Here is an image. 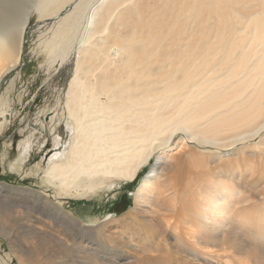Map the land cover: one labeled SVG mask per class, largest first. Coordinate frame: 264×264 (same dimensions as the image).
Here are the masks:
<instances>
[{
	"label": "bare ground",
	"instance_id": "bare-ground-1",
	"mask_svg": "<svg viewBox=\"0 0 264 264\" xmlns=\"http://www.w3.org/2000/svg\"><path fill=\"white\" fill-rule=\"evenodd\" d=\"M33 17L41 66L50 80L69 75L12 170L52 140L36 179L86 200L149 167L134 204L105 224L86 226L54 198L51 219L78 224L70 247L56 242L72 264H264V0H0V78L22 62ZM15 85L0 97V136ZM13 189L44 213L49 193L0 184Z\"/></svg>",
	"mask_w": 264,
	"mask_h": 264
},
{
	"label": "rangeland",
	"instance_id": "rangeland-1",
	"mask_svg": "<svg viewBox=\"0 0 264 264\" xmlns=\"http://www.w3.org/2000/svg\"><path fill=\"white\" fill-rule=\"evenodd\" d=\"M36 23V18L33 17L26 31L22 62L10 74L0 78V97L12 79L15 78L16 81L15 89L10 96L13 123L0 136V184L19 189L30 187L37 190L36 192L45 191L53 197H47L43 204L44 213H40L37 211L40 206L39 201H34L36 198L27 199L22 196L20 190L13 189L10 192L0 190V256L11 254L10 264H19V259L16 255V257L13 256L11 248L17 250L19 246H22L26 252L38 254L43 262L48 259L46 262L49 264H72L73 256L63 249L65 246L60 248L56 242H62L70 247L72 235L77 231L75 227L78 224L74 225L71 221L61 217L51 219L57 207L54 198L60 202V207L70 212L74 218L86 226L92 225L96 218H100L102 224H105L112 216L124 214L134 204V192L149 171V167L142 171L134 183L118 181L107 194H105L106 191L100 196L86 200H73V196H62L61 194L59 197V192L53 186L36 179L35 176L39 172L38 167L42 166L53 154L52 140L42 147L35 143L36 148L33 147L30 151L24 169L20 172L12 170L10 164L24 151L29 132L36 125L35 120L39 110L44 111L46 106L56 104L57 99L55 98H58L69 75L68 67H63L58 72L59 74L57 73L55 78L50 80L46 69L41 66L44 61L43 56L41 58L33 51L37 39ZM31 169L34 173H27ZM7 205L16 206V208L13 211L10 207V209L7 208ZM4 209L9 217L7 221L1 218V211ZM19 222L25 223V228L17 234L19 228L16 225ZM114 230H117L120 237H123L126 235L127 228L122 229L117 226ZM13 234L16 235L15 246L10 243L12 238L10 236ZM85 241H88L87 236H85ZM138 252L142 253V249L140 248Z\"/></svg>",
	"mask_w": 264,
	"mask_h": 264
},
{
	"label": "snow or ice",
	"instance_id": "snow-or-ice-1",
	"mask_svg": "<svg viewBox=\"0 0 264 264\" xmlns=\"http://www.w3.org/2000/svg\"><path fill=\"white\" fill-rule=\"evenodd\" d=\"M51 115H53V113H49L47 118L50 119V118H51ZM42 119H44V118H42ZM36 128H37V132H36V134H37V135H40V126H39V125H36ZM43 134H44V135H48V130H47V129H44V130H43ZM41 143H43L42 140H41Z\"/></svg>",
	"mask_w": 264,
	"mask_h": 264
}]
</instances>
